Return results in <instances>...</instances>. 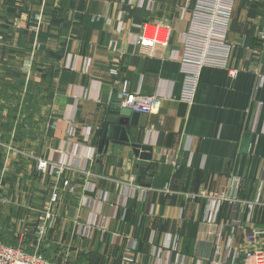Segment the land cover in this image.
Listing matches in <instances>:
<instances>
[{
  "label": "crops",
  "instance_id": "obj_1",
  "mask_svg": "<svg viewBox=\"0 0 264 264\" xmlns=\"http://www.w3.org/2000/svg\"><path fill=\"white\" fill-rule=\"evenodd\" d=\"M147 1L0 0V188L15 196V225H41L82 264H242L247 250L264 248V50L245 59L262 48L264 0L235 1L227 42L238 73L204 66L190 105L181 59L197 0ZM156 28L163 46L138 41ZM17 62L30 107L25 159L13 150ZM123 83L159 96L127 127L131 143L152 148L149 186L135 181L129 145L100 146ZM63 157L72 165L61 175L38 167Z\"/></svg>",
  "mask_w": 264,
  "mask_h": 264
},
{
  "label": "built area",
  "instance_id": "obj_2",
  "mask_svg": "<svg viewBox=\"0 0 264 264\" xmlns=\"http://www.w3.org/2000/svg\"><path fill=\"white\" fill-rule=\"evenodd\" d=\"M143 4L144 0H140ZM236 0H197L196 8L193 11V20L190 30L185 36L184 52L181 59V70L184 75V85L182 88L181 99L186 104L190 105L193 102L195 90L198 84L199 73L204 66H219L227 70L231 77H235L238 71L231 66V50L228 45L227 33L232 17L233 6ZM134 0H129L133 3ZM147 6L151 8L153 3L148 0ZM161 28H156L152 32L143 31L142 36H139L141 43L163 46L165 43L160 39ZM259 39L262 43L260 51L246 50L247 61L253 59L258 60L264 50V31L259 32ZM261 66V63H259ZM232 68V69H231ZM258 74V73H257ZM258 84L264 80V75H257ZM122 96V107H128L139 113H151L157 105L159 96H144L139 93H130L126 89V84L123 83L120 92ZM58 162L39 161L38 167L42 171H49L56 176L61 175L65 170L70 169L72 162H67L65 158ZM58 195L55 189L51 191L46 207H51L57 203ZM222 194L215 196L212 202L224 201ZM212 203V204H213ZM216 204V203H215ZM248 209L253 210V204H248ZM211 211L210 215L213 218L216 214ZM209 216L207 219H209ZM40 233H43L42 227L38 228ZM262 232H257L256 235H262ZM0 264H57L45 260L40 254L34 252L32 254L25 253L20 247H10L0 242ZM62 264V263H61ZM242 264H264V248H252L244 253Z\"/></svg>",
  "mask_w": 264,
  "mask_h": 264
},
{
  "label": "rangeland",
  "instance_id": "obj_3",
  "mask_svg": "<svg viewBox=\"0 0 264 264\" xmlns=\"http://www.w3.org/2000/svg\"><path fill=\"white\" fill-rule=\"evenodd\" d=\"M13 150H17L21 152L24 159L29 157L25 154L24 150V137L21 136L18 127H22V130L25 131V117L27 112H29L30 107H26L27 101L29 99L26 93L24 82V63L17 62V66L13 65ZM36 108H34L35 110ZM19 135V137H18ZM20 158V157H19ZM8 188L1 187L0 188V238L3 239L8 244L13 245V240L18 244H23L27 237H30V234L26 236L29 232L41 238L42 242L44 241L45 245L40 246L39 242L32 239L34 236H31L26 242V246L29 248H36L38 250L40 246L41 251H45V253L49 256L50 260L62 263V264H71L74 260H77L78 253H70L61 250L59 246L56 244L57 237L51 238L52 236L48 233H44L43 235L40 233L38 228H41V225L35 226V224L29 225V229L22 230L20 227L15 225V220L13 219V215L16 217L17 212H13V200L14 197L12 194L7 191ZM6 190V193L4 192ZM8 192V193H7ZM25 196V195H24ZM26 197V196H25ZM4 210H7L8 213L4 215ZM28 213L27 211H25ZM21 212V213H25ZM33 214H36L35 212ZM32 222V221H30ZM35 229V231H34ZM29 231V232H28ZM16 239V240H15ZM38 244V245H37Z\"/></svg>",
  "mask_w": 264,
  "mask_h": 264
},
{
  "label": "water",
  "instance_id": "obj_4",
  "mask_svg": "<svg viewBox=\"0 0 264 264\" xmlns=\"http://www.w3.org/2000/svg\"><path fill=\"white\" fill-rule=\"evenodd\" d=\"M121 102L122 96L120 94L114 95L103 121L100 146L106 151L109 144L129 145L136 159L135 181L141 186H149V182H146V176H152V171L156 167L152 162V148L130 142L127 127H137L139 112L128 107H122Z\"/></svg>",
  "mask_w": 264,
  "mask_h": 264
},
{
  "label": "trees",
  "instance_id": "obj_5",
  "mask_svg": "<svg viewBox=\"0 0 264 264\" xmlns=\"http://www.w3.org/2000/svg\"><path fill=\"white\" fill-rule=\"evenodd\" d=\"M262 15L264 16V11L262 12ZM264 27V26H263ZM13 52L14 53H17L18 55H21L22 54V51H20V50H17L16 48H13ZM14 75V74H13ZM23 84V83H22ZM22 128H23V126L22 127H18V129H19V131H21V132H18V133H20L21 134V136H22V134L24 135V131L22 130ZM30 234V237H27V239L24 241V243H23V248L22 247H20V248H22L23 249V251L25 252V253H28V254H32V253H34V248H29L28 246H26L25 244H26V242L29 240V239H31V236H34V234L33 233H28L26 236H28ZM35 237V236H34ZM16 240V239H15ZM33 241H35V238H33L32 239ZM0 242L2 243V244H4V245H7V246H10V247H18V245H17V242L16 241H14L13 240V245L12 244H8L7 242H5L3 239H1L0 238ZM34 244H36V241H35V243ZM40 246H42L41 244H40ZM40 246H39V248H38V250H37V253L38 254H40L45 260H47V261H50V262H55V263H57V264H61V263H59V262H56V261H53V260H50V258H49V256L45 253V251H41L40 250ZM82 257L83 256H79V259L77 258V260L74 262L73 261V263H71V264H82L81 263V259H82ZM89 261V260H88ZM66 264V263H65ZM87 264H89V263H87Z\"/></svg>",
  "mask_w": 264,
  "mask_h": 264
}]
</instances>
